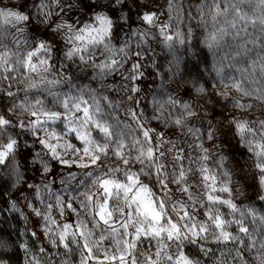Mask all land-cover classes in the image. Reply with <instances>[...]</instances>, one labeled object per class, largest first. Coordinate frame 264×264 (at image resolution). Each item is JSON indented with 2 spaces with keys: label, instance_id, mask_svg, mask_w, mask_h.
Listing matches in <instances>:
<instances>
[{
  "label": "clouds",
  "instance_id": "obj_1",
  "mask_svg": "<svg viewBox=\"0 0 264 264\" xmlns=\"http://www.w3.org/2000/svg\"><path fill=\"white\" fill-rule=\"evenodd\" d=\"M193 7L194 15L180 18L176 8L168 11L167 0H116L114 4L110 0H4L0 10L28 19L19 24L13 21L10 28L0 31V52L6 51L10 61L7 69L0 66V117L7 121L0 126V148L15 142L0 162V191L7 186L8 198L6 210L0 199V241L7 244L0 247V264H87L83 241L74 239L68 247L54 245L44 217L56 219L62 226L72 211L67 204H75L79 206L75 218L85 225L91 222L100 235L112 236L104 226L97 227L95 201L88 197L104 196L101 179L126 182L129 174L151 190L157 204L163 201L164 220L173 219L181 229L180 239L162 241L167 246L158 258L160 264H168L165 256L180 250L191 264H264V172L258 167L264 166V153L258 157L259 148L248 149L249 144L264 143V0H244L235 7L228 0L227 10L215 18L206 9L201 19ZM98 11L111 14L112 47H125L124 52H117L118 63L103 73V79L93 57L112 58L111 54L101 48L86 53L84 61L79 54L70 57L68 29L57 28L70 25L75 31ZM145 14H154L151 25L141 19ZM121 21L129 29L137 25L131 35L125 33L124 40L120 39L124 31ZM162 24H170L177 37L171 48L160 38ZM222 32L225 34L220 35ZM213 33L219 43L209 47ZM42 42L44 49L33 57L36 72L22 70V58ZM138 53L143 55L138 57ZM136 63L142 67L133 71L131 66ZM81 93L107 98L97 119L108 132L97 135V129L89 128L92 148L99 145L102 149L95 153L99 157L95 165L74 155L75 145L71 151L59 150V159L43 147L37 148L39 139L51 131L60 135L61 143H72L73 136L66 131L72 117L46 121L41 130L33 127L32 111H39L41 105L59 111L55 96L63 101L65 96L79 97ZM238 123L247 124L246 139L237 133ZM60 160L72 166L60 167ZM76 163L89 166L77 167ZM205 175L214 180L205 181ZM54 176L64 186L63 194L52 188ZM29 189H34L35 202ZM209 193L216 199L209 201ZM57 198L65 206L59 219ZM125 206L123 196L113 194L110 207L118 219L124 218L119 210ZM5 211L17 213L23 223L4 215ZM184 212L187 217L181 218ZM217 217L222 221L219 226ZM54 227L58 236L61 228ZM89 231L86 228L85 236L94 256L103 257L108 248L111 258L115 245L96 249ZM136 243L131 256L125 252L126 264H133V258L138 264H146L149 256L155 258L156 238ZM120 250L125 251L122 242Z\"/></svg>",
  "mask_w": 264,
  "mask_h": 264
},
{
  "label": "snow or ice",
  "instance_id": "obj_2",
  "mask_svg": "<svg viewBox=\"0 0 264 264\" xmlns=\"http://www.w3.org/2000/svg\"><path fill=\"white\" fill-rule=\"evenodd\" d=\"M79 2V0H78ZM116 0H110V3L114 4ZM169 8L168 11H172L173 8H176L178 17L182 18L184 15L183 4L180 0H167ZM244 0H232V6L235 7L237 3H243ZM251 2V0H247ZM104 7L103 5H93V7ZM228 6V0H199V3L195 4L197 11L199 12L201 19H203L205 10L207 9L209 14H212L214 18L219 16L222 11H226ZM115 11V9H112ZM189 17L192 16V12L187 13ZM155 16L154 14H145L141 18L146 25H151ZM0 19L3 20V24H9L15 21L19 24L21 21L28 19V17H23L16 12H7L0 10ZM3 24H0V31L3 30ZM113 20L111 19V14L105 15L102 12H96L92 20L86 24H82L75 31L72 30L70 25H57V28H67L68 35L66 37L67 42L70 45V52L68 55L71 57L73 55L79 54L81 61H84L85 54L92 49H101L105 53H110L112 58H101L93 59L96 61L100 69V79H103V73L106 70H111L118 61L114 58L117 52H124L125 47H121L119 50L115 49L111 45V32H112ZM234 26V25H233ZM55 30V29H54ZM160 38L161 40L169 44V47H172L171 42L176 40L171 32L170 24H162L160 26ZM225 33H221L223 35ZM143 35V34H142ZM179 35V34H177ZM2 39V37H0ZM219 43L217 33H213L210 40L208 41L209 47L216 46ZM44 49V43H40L35 46V51H31L23 59V69L24 71L36 72L38 65L33 62V57L39 55L40 51ZM8 53L0 52V66L4 69L8 68L9 59ZM143 53H138V57L142 56ZM133 71H136L142 67L141 64L136 63L132 66ZM9 75L11 73L9 72ZM51 84V81H49ZM57 104L61 105V110L51 111L41 105L40 110H33L32 120L33 127L39 128L42 130V127L46 121L55 122V121H68L69 116L72 117L69 121L67 132L71 133L73 136L72 143L65 145L61 143V137L57 132L51 131L44 137H41L38 143L46 150H48L52 156L56 159L60 158V151L64 149L66 151H71L73 145H75L76 151L74 155H79L80 160L90 161L91 165H95L99 159L96 156V152L102 151L99 148V145L96 146L95 150L92 148L93 144V134L89 131V128H95L99 133H107L108 128L101 123V119H97V114L102 112L106 97H100L99 95H92L89 93L85 96L83 93L79 97L65 96L63 101H61L59 96L54 97ZM69 101H72L69 103ZM39 103V102H38ZM179 123V121H177ZM7 124V121L0 117V126ZM59 128V125H57ZM248 128L245 123H238L236 125L237 133L241 138L246 139V129ZM63 131V130H62ZM144 135L149 138V142H152L153 138L149 135L147 131L144 132ZM74 141H79V144H76ZM14 141L8 142L3 148H0V162L11 152L14 148ZM253 147L259 148L260 151L257 152L259 157L264 153V143L253 146L252 144L248 145L249 151L253 150ZM82 149V155L81 153ZM117 156H120L121 153L118 151ZM152 156V152L149 151V157ZM127 161H125L126 163ZM60 163L65 167H71L72 165L66 160H60ZM77 167H88L89 164H80L76 163ZM261 168V171L264 172V166L258 165ZM47 170V169H45ZM183 178V172H181V179ZM205 181L214 180V178L205 175L203 177ZM261 182L264 183V177H262ZM99 186L104 194L102 198H97V196L89 195V201H95L93 207V216L96 219V225L104 226V229L107 232L112 233V236L100 235L96 232V227H93L91 222L85 225L83 220H80L77 216L75 222L64 223L62 226L58 225L56 219H50L49 216H45L44 220L49 225L47 229V234L54 237L53 244L61 245L63 247H68L74 239L79 238L83 241V250L86 255L84 259L87 261V264H126L125 252L129 256L132 255V249L137 247V241L147 237H154L157 239V248L155 258L149 256L147 258L146 264H160L159 256L163 249L167 246L162 243L164 240L180 239L179 232L180 227L175 223L173 219L164 220L165 213L161 211L164 208V203L161 200L157 204L156 198L152 195L151 190L139 185L138 178L129 174L126 177V182H120L118 178H104L99 181ZM215 191V189H213ZM113 194L117 197L123 196L125 207H122L119 210V215L123 216V219H118L115 214V210L110 207L111 199ZM209 201L216 199L209 193L207 196ZM224 203H229L225 201ZM57 208L59 216H63L65 211V206L61 203L59 198H57ZM67 209H71V213L76 211L75 206L71 203L67 204ZM40 214L39 211L36 213ZM187 212L183 213L181 218H186ZM222 223L220 218L217 217V225ZM60 227L61 230L57 236L55 232V227ZM90 229L88 235L92 236L93 241L95 242L96 249H99L101 245L111 243L115 245L111 251L114 253L111 258L107 256V252L110 250L108 248L104 249L105 255L103 258H96L94 256V248L89 246L88 239L85 236V231ZM200 232H203L204 229H199ZM242 233H247V229L244 227L240 228ZM100 235L99 240L96 239V236ZM192 235L195 238L197 235V230L195 224L192 225ZM224 238L227 240L229 237L227 233H224ZM127 237V239H125ZM121 242L122 247L125 251H121ZM168 264H191L190 259L185 255L183 250H180L178 254L168 253L165 256ZM133 264H138V262L133 258Z\"/></svg>",
  "mask_w": 264,
  "mask_h": 264
},
{
  "label": "rangeland",
  "instance_id": "obj_3",
  "mask_svg": "<svg viewBox=\"0 0 264 264\" xmlns=\"http://www.w3.org/2000/svg\"><path fill=\"white\" fill-rule=\"evenodd\" d=\"M37 2H38V0H37ZM180 2L183 4V10H184L185 16H187V13L189 11H191L193 13V15L195 14V9H194L193 5L199 3V0H180ZM3 4H4V0H0V6H3ZM21 10H23V9H21ZM191 23L193 24V26H195V22L194 21L191 22ZM0 24H3V20L2 19H0ZM121 25L124 28V31L120 34V39L121 40H124V39L127 38L125 36V33H127L128 35H131V32L133 30H135V28L137 27V25L134 24L132 29H129L127 26L123 25V21H121ZM3 26L5 28H10V24H3ZM149 43H151V41H149ZM157 51L158 52L161 51L159 45H157ZM157 67L158 68L160 67V61L159 60L157 61ZM149 70L152 71L153 69L151 67H149ZM161 70L164 71L163 68H161ZM165 74H167V73L165 72ZM74 142L76 144H79V141H74ZM39 147H42V146L39 145V143L37 142V148H39ZM60 167H64V166L61 165ZM77 171H78V169H77ZM37 176H39V173H37ZM54 179H55L56 182H55V184L52 185V188L56 191L57 194H63L64 193V186L60 183L58 177L54 176ZM36 183H39V180H36ZM6 193H7V186L4 187V190L0 191V199H3V201H4V209L5 210L8 208V202H7L8 198H7V194ZM29 195L32 196L33 202H35L34 189H29ZM64 199L67 200V195H64ZM74 206L77 207V208L79 207L78 205H75V204H74ZM5 214L8 217H10V218L13 215H16V216L19 217V215L17 213H9V212L5 211L4 215ZM56 218L59 219V214L58 213H56ZM67 219H68V222H70V223L75 222V215L73 213L69 212ZM20 222H21V224L23 223L22 221H20ZM45 246L47 247V245H45ZM0 247L6 248L7 247L6 242L0 241ZM145 247H148V245H145ZM51 251H52V249L49 248V252H51ZM60 251H63L62 247L60 248ZM100 258L102 259L103 257L101 256ZM73 259L75 260L76 257L73 256ZM90 264H91V262H90Z\"/></svg>",
  "mask_w": 264,
  "mask_h": 264
},
{
  "label": "trees",
  "instance_id": "obj_4",
  "mask_svg": "<svg viewBox=\"0 0 264 264\" xmlns=\"http://www.w3.org/2000/svg\"><path fill=\"white\" fill-rule=\"evenodd\" d=\"M6 215V214H5ZM7 216V215H6ZM12 217H15V219L21 224V222L19 221V217L16 215H13Z\"/></svg>",
  "mask_w": 264,
  "mask_h": 264
}]
</instances>
